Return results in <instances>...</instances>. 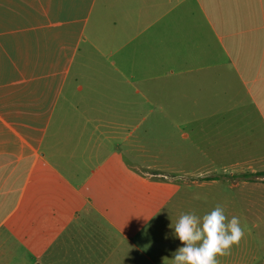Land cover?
Listing matches in <instances>:
<instances>
[{
    "label": "crops",
    "instance_id": "0c3cea01",
    "mask_svg": "<svg viewBox=\"0 0 264 264\" xmlns=\"http://www.w3.org/2000/svg\"><path fill=\"white\" fill-rule=\"evenodd\" d=\"M161 120L264 185V0H0V264H132L92 259L74 209L49 227V199Z\"/></svg>",
    "mask_w": 264,
    "mask_h": 264
},
{
    "label": "rangeland",
    "instance_id": "374dc122",
    "mask_svg": "<svg viewBox=\"0 0 264 264\" xmlns=\"http://www.w3.org/2000/svg\"><path fill=\"white\" fill-rule=\"evenodd\" d=\"M150 122H144L143 129L147 130L137 137L143 149L135 151V136L129 137L118 151L120 161L109 163L80 185V194L62 184L64 203L49 199L57 213L49 214V227L64 219L74 222L67 216L68 210L74 209L78 221L83 217L100 224L101 231L90 233L91 257L97 262L111 255L129 258L132 264H173L182 244L169 225H174L182 213L202 217L221 205L225 215L229 219L239 217L245 229L240 245L232 248L231 255L219 258L221 264L252 262L253 258L256 264L264 262V185L246 180L240 168L228 167L226 159H217L215 153L201 152L198 123L178 127L185 121L161 120L153 137ZM185 131L187 137L181 135ZM153 145L157 152L153 153ZM37 175L39 169L35 170ZM60 190L58 187L56 191ZM15 219L9 218L6 225ZM49 239L54 240L55 233Z\"/></svg>",
    "mask_w": 264,
    "mask_h": 264
},
{
    "label": "clouds",
    "instance_id": "9594fccd",
    "mask_svg": "<svg viewBox=\"0 0 264 264\" xmlns=\"http://www.w3.org/2000/svg\"><path fill=\"white\" fill-rule=\"evenodd\" d=\"M174 228V235L182 246L178 247L173 264H221L220 257L231 255L245 237V229L237 216L229 219L221 205L202 217L194 212L182 213Z\"/></svg>",
    "mask_w": 264,
    "mask_h": 264
},
{
    "label": "trees",
    "instance_id": "16d2710c",
    "mask_svg": "<svg viewBox=\"0 0 264 264\" xmlns=\"http://www.w3.org/2000/svg\"><path fill=\"white\" fill-rule=\"evenodd\" d=\"M261 175H264V173H260Z\"/></svg>",
    "mask_w": 264,
    "mask_h": 264
}]
</instances>
